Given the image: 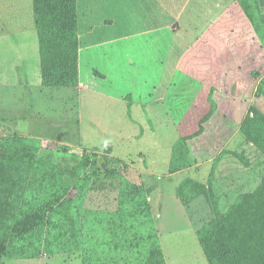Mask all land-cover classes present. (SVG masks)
<instances>
[{
	"label": "rangeland",
	"instance_id": "rangeland-1",
	"mask_svg": "<svg viewBox=\"0 0 264 264\" xmlns=\"http://www.w3.org/2000/svg\"><path fill=\"white\" fill-rule=\"evenodd\" d=\"M71 2L76 3L74 26L78 31L72 32V86L53 79L46 71L32 0H22L16 23L3 17L8 8H2L0 1V144L14 149H37L40 144L41 151L47 153L48 169L62 166L65 176L82 165L86 154L105 156L108 165L99 172L84 170L56 204L64 213L53 216L56 205L48 212L45 241L39 251L19 256L26 259H6V264H43V260L47 264L146 262L141 233H149L151 226L120 218V214L144 215L151 204L156 212L160 208L164 217V221L159 218V227H166L165 247L172 254L171 263L202 264L196 249L175 245V240L187 242L181 241L184 233L180 232L188 219L177 188L186 177H194L195 171L176 175L171 166L183 162L179 156L185 155L187 146L183 142L187 136L183 135L197 128L201 131L204 124L210 130L219 124L230 130L234 122L211 121L206 115L196 121L198 101L201 98L202 104L203 97L206 102L207 97L213 100V93L209 96L207 90L204 96L205 90L179 81L180 74L172 71L175 57L167 55L170 43L174 45L167 30L133 34L141 25L129 27L130 11L140 0ZM198 4L199 0H183L182 23L191 15L195 21L205 22L208 15L199 14ZM50 19L53 30L49 31L56 34L58 19ZM182 49L174 47V51ZM158 54L167 60L165 74L154 70L159 66ZM64 145L69 149H62ZM186 160L193 165L198 158ZM47 189L48 195L51 191L49 186ZM203 200L189 207L197 223ZM218 201L222 209L233 203L228 198ZM65 202L69 206L72 202L73 209ZM157 220L158 216L152 217L158 232ZM171 229L175 232L169 235ZM45 242L51 259L41 255Z\"/></svg>",
	"mask_w": 264,
	"mask_h": 264
},
{
	"label": "crops",
	"instance_id": "crops-1",
	"mask_svg": "<svg viewBox=\"0 0 264 264\" xmlns=\"http://www.w3.org/2000/svg\"><path fill=\"white\" fill-rule=\"evenodd\" d=\"M0 1L2 8H8V11L3 13V17L16 23L19 10L22 8V0ZM262 1L264 0H260L261 6H263ZM55 2L62 4L60 9ZM71 3V0H32L39 52L42 53V60L46 61V71L52 74L54 79L58 78V81L61 80L62 74H70L73 70L72 25L75 21ZM39 5L41 12H39ZM196 8L200 15H208L204 23L195 21L192 15L182 23L183 0H140L133 3L129 27L141 25V28L133 34L157 33L161 30L171 33V42H174V45L170 43V48L167 49V52H170L167 55L175 57L172 71L180 74L179 81L182 84L192 83L196 89L205 90L204 96L207 90L208 93L210 91L209 96L213 93V100L207 97L206 102L203 97L202 104L201 98L198 101L196 121H200L206 115L207 120L234 122V127L230 130L222 129L220 124L210 130L208 124H204L201 131L197 128L191 130L190 134L183 135L188 137L187 156L191 161L195 158H198V161H195L193 165L181 164L172 173L178 175L194 170V177H186L183 181L188 178L197 180L206 184L211 191L208 199L205 196H199L193 201L194 203L201 198L204 199V204L198 208L200 210V213L197 212L200 218L198 223L193 219V213L190 212L189 207L184 210L188 219L180 233H184L181 241L186 239L187 242L179 241L178 243V240H175V245L178 247L196 249V257L202 264H207V257L197 235L198 229L213 218L216 211L226 213L241 195L255 191L264 179V152L243 130L247 116L249 114L254 116V108L264 114V93L257 95L258 86L264 77V37L261 33H255L251 24L252 20L239 0H211L208 3L206 0H199ZM50 18L58 19L55 25L58 30L56 34L49 31L53 30L49 25ZM132 21H134L133 24ZM74 30L78 32L76 28ZM183 31L186 33L182 34ZM2 40L1 36V44ZM198 42L201 43L198 45ZM177 45L183 48L181 52L174 51ZM157 56L160 57L161 54ZM161 57L159 66L154 70L165 74L168 72L167 60ZM161 80L162 78L160 82ZM157 102L158 100H155L154 103ZM200 104L202 105L201 113H199ZM163 108L167 111L164 105ZM154 188L157 189V187ZM224 198L233 200L227 209H222L218 201ZM65 203L67 208L73 209L72 202L71 206L68 202ZM151 206L152 204L149 214L154 218L158 216L156 226L166 262L173 264L170 249L165 247L166 227L165 225L162 229L159 227V218L162 217L160 208L156 212ZM62 209L60 204L56 205V208L52 210L53 216L64 213ZM206 217L208 219L205 221ZM171 230H168L169 235L175 232ZM5 244L7 241L2 240L0 249L4 248ZM47 247L45 242V250L41 253V255L44 254L45 260L51 259L49 255L52 253L48 255ZM6 259L26 258L9 257L0 251V264H6ZM42 263L48 262L43 260Z\"/></svg>",
	"mask_w": 264,
	"mask_h": 264
},
{
	"label": "trees",
	"instance_id": "trees-1",
	"mask_svg": "<svg viewBox=\"0 0 264 264\" xmlns=\"http://www.w3.org/2000/svg\"><path fill=\"white\" fill-rule=\"evenodd\" d=\"M240 3L257 31L264 37V13L260 1L240 0ZM61 5L58 3L57 7L60 9ZM75 5L72 4L74 21ZM74 25L72 27L75 32ZM61 76L59 82L72 85L74 78L71 73ZM258 93H264V77L258 86ZM253 112L254 116L249 114L245 119L243 130L264 152V114L255 108ZM186 140L183 142L186 143ZM36 147L14 149L0 144V242L7 241L0 251L9 257L39 251L45 241L48 212L65 197L74 185L73 181L84 170L91 168L99 172L108 165L105 156L100 158L98 154H86L82 165L70 170V174L65 176L62 166H50L52 168L49 170L47 153L41 151L40 144ZM62 149L68 150L69 147L64 145ZM186 151L187 148L185 155H179L183 165L190 164L186 160L189 159ZM177 164H172V169L179 168L180 162ZM20 171L22 173L18 174ZM51 173L52 177L48 176ZM48 186L51 192L47 195ZM22 189L25 191L21 192ZM210 193L206 184L191 178L177 188V195L186 207H190L199 196L208 199ZM144 213H122L120 218H131L140 225L148 223L151 226L149 233H141L143 247L147 251V261L141 264H167L158 232L149 214L150 205ZM120 226H124L122 221ZM197 235L209 264H264V179L255 191L241 195L226 213L216 211L214 217L198 229Z\"/></svg>",
	"mask_w": 264,
	"mask_h": 264
}]
</instances>
